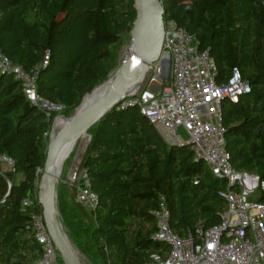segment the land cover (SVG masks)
I'll return each mask as SVG.
<instances>
[{
    "label": "trees",
    "instance_id": "obj_1",
    "mask_svg": "<svg viewBox=\"0 0 264 264\" xmlns=\"http://www.w3.org/2000/svg\"><path fill=\"white\" fill-rule=\"evenodd\" d=\"M160 1L163 20L183 26L199 51H209L218 83L233 68L248 82V93L223 103L225 147L234 171L264 181V0ZM133 19V0H0V52L24 71H37V95L72 113L118 68L115 49L130 39ZM22 88L0 74V154L14 163L13 171L0 170V264H34L40 257L31 217L41 214L39 176L56 113L46 118ZM86 133L78 169L88 173L96 208L89 213L76 204L70 187L68 198L60 189L56 197L68 239L86 260L145 264L150 254L166 252L153 239L161 197L179 236L220 223L226 202L218 193L227 181L215 178L188 145L167 144L138 107L113 108ZM71 208L85 214L81 235L68 221Z\"/></svg>",
    "mask_w": 264,
    "mask_h": 264
},
{
    "label": "built area",
    "instance_id": "obj_2",
    "mask_svg": "<svg viewBox=\"0 0 264 264\" xmlns=\"http://www.w3.org/2000/svg\"><path fill=\"white\" fill-rule=\"evenodd\" d=\"M164 37L158 60L150 64L143 80L115 108L138 107L161 138L169 145H188L195 159L203 160L210 173L226 180L227 187L218 194L226 202L220 223L210 228L197 226L183 236L172 232L170 213L161 197L154 211V240L167 246L163 253H152L145 264H264V199L250 200L231 187L234 181L247 191L259 190L264 196V181L233 170L225 145L222 123L223 103L236 102L250 90L237 68L225 82L216 81L215 60L208 50L197 49L196 37L173 20L164 21ZM37 71H24L0 52V74H10L21 83L27 100L37 104L50 118L60 115L62 104L40 98L35 90ZM53 118V119H54ZM188 135L181 141L177 130ZM13 160L0 154V170L13 171ZM71 179L73 200L87 212L96 208L97 196L90 190L84 169ZM28 205V201H23ZM31 230L40 247L34 264H59L58 252L46 230L41 214L31 217Z\"/></svg>",
    "mask_w": 264,
    "mask_h": 264
},
{
    "label": "water",
    "instance_id": "obj_3",
    "mask_svg": "<svg viewBox=\"0 0 264 264\" xmlns=\"http://www.w3.org/2000/svg\"><path fill=\"white\" fill-rule=\"evenodd\" d=\"M133 9L134 19L129 32L128 54L120 60L108 91L86 107L80 108L82 100L88 94L86 93L71 117L58 116L65 120L62 126L58 129L55 128V117L46 132L48 141L44 165L39 176L38 206L41 208L44 225L62 264L83 263L70 243V239H68L58 218L57 188H55V181L52 176L56 151L63 141L75 140L78 136L87 132L111 109L119 106L131 89L143 80L148 67L158 60L161 52L165 26L163 20L164 8H162L161 1L133 0ZM89 140L90 136L88 135L87 143ZM4 177L6 176L4 175ZM234 185H238L237 180L234 181ZM10 189L11 187L8 192H10Z\"/></svg>",
    "mask_w": 264,
    "mask_h": 264
},
{
    "label": "rangeland",
    "instance_id": "obj_4",
    "mask_svg": "<svg viewBox=\"0 0 264 264\" xmlns=\"http://www.w3.org/2000/svg\"><path fill=\"white\" fill-rule=\"evenodd\" d=\"M129 44H130V39H127L126 38L115 49L116 50V53H117L118 62H120V60L122 58H125V55L128 54ZM113 74H114V72H113ZM113 74H111L110 76H113ZM79 104H80V102L78 103V105L76 106V108H78ZM73 113H74V111L72 113H63V110L60 111V115L64 116L65 118L71 117L73 115ZM60 126H62V124L61 125H58L57 129ZM47 128H49V125H48ZM177 135H178V137H179V139L181 141H187L188 140L187 133H185L180 128L177 130ZM86 143L87 142L83 143L81 140H78V142L75 144L73 150L71 151V153L69 154V156L64 161L61 174H60V176L57 179V184H56V188L57 189H56V193H57L58 189H60L61 193L68 198V195H69V191L68 190L69 189H67V188H69V187L71 188V179H72L74 173H77L76 172L77 171V167H78L80 158L82 157L81 155L83 153V150L85 148ZM56 205H57V201H56ZM57 212H58V206H57ZM58 218H59V221L61 222V219H60V216H59V212H58ZM61 224H62V222H61ZM62 227H63V225H62ZM63 229H64V231L66 233L67 232L66 231V227H63ZM70 243L72 244V246L77 251L76 246L71 241H70ZM77 254H78V256H79V258H80V260H81V262L83 264H97L96 262L94 263V262H90V261L86 260L84 258L85 256H82L80 254V252H78V251H77ZM59 264H61L60 263V260H59Z\"/></svg>",
    "mask_w": 264,
    "mask_h": 264
},
{
    "label": "bare ground",
    "instance_id": "obj_5",
    "mask_svg": "<svg viewBox=\"0 0 264 264\" xmlns=\"http://www.w3.org/2000/svg\"><path fill=\"white\" fill-rule=\"evenodd\" d=\"M112 77H108L104 82H102L100 85H98L95 90L88 93L84 99L82 100L80 104L81 107H86L88 104L96 100L98 97H100L104 92L108 91V89L111 86ZM65 123V120L62 117H57L55 120V128L57 129L58 125H63ZM78 140H81L83 143L87 142L88 135L87 133H83L80 136H78L75 140H65L63 141L60 146L58 147L56 151V156L54 157L53 161V168H52V176L55 181V188L57 184V179L61 174L63 163L66 160V158L69 156L71 151L73 150L75 144L78 142Z\"/></svg>",
    "mask_w": 264,
    "mask_h": 264
},
{
    "label": "crops",
    "instance_id": "obj_6",
    "mask_svg": "<svg viewBox=\"0 0 264 264\" xmlns=\"http://www.w3.org/2000/svg\"><path fill=\"white\" fill-rule=\"evenodd\" d=\"M239 173H243L244 175H250V176H254L256 177V175L251 172V171H246V170H241V171H238ZM241 189V192L242 193H245L248 197V199L250 200H256L258 198V193L255 192V191H247V190H244L242 188ZM67 216H68V221L70 222L71 226H72V229L74 231H76L79 235H81V233H83V230L85 228V225L87 224V220H86V217H85V214L83 213L82 210L78 209V208H71V210L67 213ZM94 253V250H91V254ZM94 255V254H93Z\"/></svg>",
    "mask_w": 264,
    "mask_h": 264
}]
</instances>
